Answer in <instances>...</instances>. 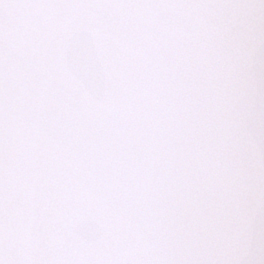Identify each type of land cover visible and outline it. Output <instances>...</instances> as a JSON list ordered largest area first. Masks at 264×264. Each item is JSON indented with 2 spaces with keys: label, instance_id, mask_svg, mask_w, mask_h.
<instances>
[{
  "label": "snow or ice",
  "instance_id": "obj_1",
  "mask_svg": "<svg viewBox=\"0 0 264 264\" xmlns=\"http://www.w3.org/2000/svg\"><path fill=\"white\" fill-rule=\"evenodd\" d=\"M0 264H264V0H0Z\"/></svg>",
  "mask_w": 264,
  "mask_h": 264
}]
</instances>
